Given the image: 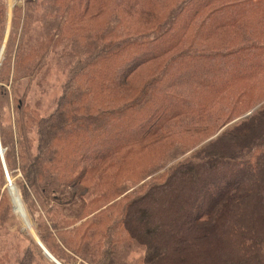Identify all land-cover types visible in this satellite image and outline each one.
<instances>
[{
    "label": "trees",
    "instance_id": "trees-1",
    "mask_svg": "<svg viewBox=\"0 0 264 264\" xmlns=\"http://www.w3.org/2000/svg\"><path fill=\"white\" fill-rule=\"evenodd\" d=\"M42 1L44 38L21 37L13 80L52 44L67 78L47 115L20 102L14 129L2 64L0 143L23 197L47 208L34 225L47 250L62 264H264V0ZM2 164L0 228L14 218ZM26 238L16 264H56Z\"/></svg>",
    "mask_w": 264,
    "mask_h": 264
},
{
    "label": "rangeland",
    "instance_id": "rangeland-1",
    "mask_svg": "<svg viewBox=\"0 0 264 264\" xmlns=\"http://www.w3.org/2000/svg\"><path fill=\"white\" fill-rule=\"evenodd\" d=\"M30 1L35 3L32 4L34 14L32 16V19H35L36 21L32 20L31 22H29L30 25L29 27H27V30L25 28V31L23 22L24 18L26 17V7L28 5V2ZM42 2V0H0V5L3 6L0 8V18L2 17V19H4L2 24V34L0 42V68L1 65L4 64L1 84L8 90V101L10 103V106H8L5 111L6 114L4 116V123L6 125L11 124L14 129L20 102L24 103V109L26 107L30 109V111L37 109L38 112L42 115H47L50 111L48 110V105L55 104L58 101L59 95L62 93V84H64L67 78L68 70L66 68H63V64H61V58L58 57L59 54L57 50L54 49L55 47L52 44V52L49 53L46 62H42L39 66L35 67L38 68V71L34 69L35 71H37V74L34 73L32 75L31 73L29 77H25L23 79L17 77L13 80L15 50L21 37L23 35H26V38L28 36V38L33 41L44 38L45 26L43 19L44 15H46L47 2ZM7 48H11V55L6 56ZM61 52L62 49L60 51V54ZM30 135H32V137L35 136L33 132ZM1 148L3 152V159L6 165L4 156L5 149L2 147V145ZM192 151L193 150L185 153L177 160L171 161L167 166L177 162L187 155L189 156ZM1 159L2 158H0V160ZM2 165H4V163ZM165 169L166 168L158 171L157 173H161ZM8 177L7 183L5 182V185L2 187L1 192H5L8 195L10 199L11 212L13 213L14 218H12L7 223L6 227L0 228V249H2L4 252L8 251V254L10 255L9 264H16L15 258L18 255L19 257H21L22 250L28 244V240L26 237H32L36 241L33 235V230L37 234L34 226L36 224V218L41 215H45L47 208L42 207L39 201H37V199H35L34 197H23V188H21L22 185L18 183L19 181L23 180L22 172L20 171V169L17 168L15 170V174L12 176L8 172ZM15 198H17L18 200L17 202L15 201ZM51 205H53V203L46 206L48 207V209H51ZM25 217L27 218L25 222H29V224L32 225L33 230L29 228L26 229L25 225L27 224H25V222L23 221ZM17 245L20 246L19 254L15 252V249H17V247L15 246ZM35 258L37 259H35L32 264L43 262L39 257ZM79 261L81 262L80 259ZM74 264L80 263L76 261Z\"/></svg>",
    "mask_w": 264,
    "mask_h": 264
},
{
    "label": "water",
    "instance_id": "water-1",
    "mask_svg": "<svg viewBox=\"0 0 264 264\" xmlns=\"http://www.w3.org/2000/svg\"><path fill=\"white\" fill-rule=\"evenodd\" d=\"M3 52H4V49H3ZM1 62V61H0ZM264 102H262L261 104H263ZM261 104H258L257 106H255L253 109H251L249 112H247V113H245L244 115H242L241 117H239L238 119H236L235 121H233L232 123H234V122H236V121H238V120H241L242 118H247V117H249L251 114H252V112H254ZM231 123V124H232ZM0 154H1V158H2V161H3V163H4V168H5V171H6V174H7V177H8V171H7V167H6V165H5V162H4V159H3V152H2V148H1V143H0ZM8 180H9V177H8ZM9 183H10V181H9ZM25 224H27V225H25L26 226V229L27 228H29V229H31V230H33L32 229V225L31 224H29V222H25ZM33 235H34V237H35V239H36V241L38 242V244H39V246L42 248V250H43V253L51 260V261H53V262H55L56 264H62L61 262H59L52 254H51V252H49L48 250H47V248L44 246V244L42 243V241L40 240V239H38L39 237H37V234L34 232V230H33Z\"/></svg>",
    "mask_w": 264,
    "mask_h": 264
},
{
    "label": "crops",
    "instance_id": "crops-1",
    "mask_svg": "<svg viewBox=\"0 0 264 264\" xmlns=\"http://www.w3.org/2000/svg\"><path fill=\"white\" fill-rule=\"evenodd\" d=\"M26 220H27V218L25 217L23 221L25 222ZM38 245H39V244H38ZM41 249H42V248H41ZM42 253H43V252H42ZM49 260H50V259H49Z\"/></svg>",
    "mask_w": 264,
    "mask_h": 264
},
{
    "label": "bare ground",
    "instance_id": "bare-ground-1",
    "mask_svg": "<svg viewBox=\"0 0 264 264\" xmlns=\"http://www.w3.org/2000/svg\"><path fill=\"white\" fill-rule=\"evenodd\" d=\"M16 197H18V196H16ZM15 201H16V202L18 201L17 198H15Z\"/></svg>",
    "mask_w": 264,
    "mask_h": 264
}]
</instances>
